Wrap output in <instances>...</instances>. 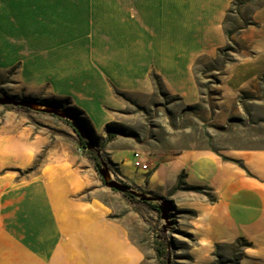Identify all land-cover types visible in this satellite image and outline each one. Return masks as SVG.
<instances>
[{"label":"crops","instance_id":"0c3cea01","mask_svg":"<svg viewBox=\"0 0 264 264\" xmlns=\"http://www.w3.org/2000/svg\"><path fill=\"white\" fill-rule=\"evenodd\" d=\"M234 1L0 0V68L17 66L23 86L58 103L67 101L95 129L110 122L109 109L122 106L114 89L154 95L152 73L167 93L195 106L203 96L195 64L203 56L215 58L227 45L226 20ZM252 19L257 26L233 35L252 54L227 64L213 85L220 95L212 117L215 125L227 122L231 109L224 104L236 102L244 92L261 94L264 2ZM2 152L0 161L19 164ZM142 155L146 170L129 168L130 156L115 153L119 176L137 189L174 201L196 243L192 255L199 263L213 260L217 246L244 239L250 246L243 247L238 263L264 264V148H189ZM150 157L155 162L149 163ZM46 176L45 170L39 174L41 180ZM7 186L0 200V264L141 261L129 234L102 220L84 218L77 230H67L75 219L58 215L60 202L52 185L33 179L16 190Z\"/></svg>","mask_w":264,"mask_h":264},{"label":"rangeland","instance_id":"374dc122","mask_svg":"<svg viewBox=\"0 0 264 264\" xmlns=\"http://www.w3.org/2000/svg\"><path fill=\"white\" fill-rule=\"evenodd\" d=\"M263 2L236 0V6L226 20V29L233 31L243 26ZM250 54L252 50L249 46L239 45L238 52L230 50L227 53L228 64ZM218 66L219 63L204 58L195 67L203 95L200 104L186 106L179 97L170 95L163 87L147 97L123 94L119 97L122 106L109 109L112 119L97 129L93 128L84 113L75 110L67 101L58 103L48 95L33 94V88H26L17 79V66L0 68V95L52 104L74 113L92 132L96 147L113 178L137 191L172 200L125 182L119 176L114 154L121 152L130 156L128 167L136 169L132 149L149 153L162 150L178 152L189 148H264V86L260 95L244 92L236 102L224 104L223 107L231 109L227 122L223 126L214 124L212 117L219 106L220 95L213 85L222 72L216 70ZM108 133H112L113 137L108 139ZM3 149L8 152L9 158L17 159L19 164L13 165L10 159L0 161L5 164L0 167V200L1 189L7 186V181V187L12 191L20 184L36 179L55 189L60 202L58 215L75 219L67 225V230H77L84 218L102 220L111 228L126 232L137 243L142 253L139 264H236L235 261H239L244 244L240 240L235 244L217 246L213 260L199 263L192 255L196 243L182 224L184 215L176 210V205L171 212L172 223L168 224L161 217L160 201H149L148 204L138 197L131 199L107 187L98 172V153L82 146L78 133L66 119L25 107L0 105V159L3 158ZM145 157L142 155L141 160ZM147 160L155 162L151 157ZM44 170L48 176L41 180L39 174ZM14 204L9 206L12 217L16 214ZM33 225L28 223L27 226ZM2 226L0 224V228Z\"/></svg>","mask_w":264,"mask_h":264},{"label":"water","instance_id":"95a60500","mask_svg":"<svg viewBox=\"0 0 264 264\" xmlns=\"http://www.w3.org/2000/svg\"><path fill=\"white\" fill-rule=\"evenodd\" d=\"M0 105H13L25 107L28 109L52 114L57 117L68 120L71 123L72 127L75 129V131L78 133V135L84 140L86 148L89 150H95L98 153V156L100 157V164H98L97 166L98 172L102 176L104 183L107 187L119 191L123 194L128 193L132 196H136L143 201H160L158 208L160 210L161 217L166 220L168 224L172 223L170 218L172 210L175 209V203L172 200L163 197L154 196L137 191L130 187L128 184L113 178L108 164L103 160L100 150L96 147L91 131L74 113L59 106L30 99H19L8 94L0 95Z\"/></svg>","mask_w":264,"mask_h":264},{"label":"trees","instance_id":"16d2710c","mask_svg":"<svg viewBox=\"0 0 264 264\" xmlns=\"http://www.w3.org/2000/svg\"><path fill=\"white\" fill-rule=\"evenodd\" d=\"M234 6H236V0L233 2L231 8L228 10L227 18H228V16H229V14L232 13V9H233ZM249 26H257V22H255V21L251 18L249 21H245L244 24H243V26L238 27L237 29H235V30H233V31H228V30H226V34H227V45H226L225 47H222V48H219V49H218L217 56H216L215 58H210V59H212L213 62H215V63H219V66H218V68H217L216 70H223L224 67L230 62V61L228 60V55H227V53H228L230 50H233L234 52H238L239 44L234 40L233 35H234L236 32H238V31H240V30H242V29H245V28H247V27H249ZM204 58H208V57H206V56L200 57V58L197 60V62H196V64H195V67H196L197 63H198L201 59H204ZM221 58H222V59H221ZM232 62H235V61H232ZM195 74H196V71H195ZM152 79H153V81L155 82V85L157 86L158 90L161 91V90H162V87H163V84H162V82H161L159 76L156 75L155 73H152ZM258 80H259L260 84H261L262 86H264V74L259 75ZM114 93H115V95H116L117 97H120V96L123 95V93H121L120 91H118V90H116V89H114ZM73 129H74V128H73ZM74 130H75V129H74ZM91 133H92V132H91ZM79 137H80V136H79ZM112 137H113L112 133H108V139H110V138H112ZM80 140H81L82 146L86 148L84 140H83L81 137H80ZM90 153H91V151H90ZM181 181H182V178H181ZM181 181H180V182H181ZM125 195L128 196V197H130L131 199H136V198H137L136 196H132V195H130V194H128V193H126ZM146 203H148V202H146ZM148 204H150V203H148ZM153 206L155 207V205H153ZM240 241H244L243 247H244V246H246V247L250 246V243H249L248 241H246V240H244V239H240ZM235 263L238 264V262H236V261H235Z\"/></svg>","mask_w":264,"mask_h":264},{"label":"built area","instance_id":"2783aa9c","mask_svg":"<svg viewBox=\"0 0 264 264\" xmlns=\"http://www.w3.org/2000/svg\"><path fill=\"white\" fill-rule=\"evenodd\" d=\"M134 156H135V166L137 168H141V169H145V170L148 169V164L141 160V156H142L141 152L135 151Z\"/></svg>","mask_w":264,"mask_h":264}]
</instances>
